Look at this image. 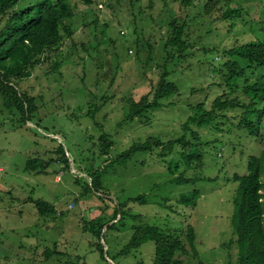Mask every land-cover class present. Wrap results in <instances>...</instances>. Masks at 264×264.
<instances>
[{
	"label": "rangeland",
	"instance_id": "obj_1",
	"mask_svg": "<svg viewBox=\"0 0 264 264\" xmlns=\"http://www.w3.org/2000/svg\"><path fill=\"white\" fill-rule=\"evenodd\" d=\"M95 1L93 6L72 1L75 34L61 48L60 69L53 66L58 59L53 58L20 82V89L37 99L32 121L20 123L0 99V264H105L84 226L103 215L109 220L117 202H125L138 220L127 217L126 223L107 232L105 228L102 244L111 258L124 250L135 224L170 232L192 225L200 259L178 253V264H236L237 248L230 244L237 239L231 224L235 177L246 175L250 159L264 153V128L262 139L249 136L238 126L241 109L228 110L225 119H218L219 129L198 130L201 142L210 143L201 166L186 169L178 154L163 161L162 150L154 148V153L138 154L126 165L108 169L102 176L103 194L86 188L92 182L89 168L97 171L109 162L101 154L102 135L112 136L111 156H116L149 138L168 142L180 137L193 105L211 109L226 86L208 62L218 65L224 49L261 38L264 0H196L189 8L180 0ZM228 8L241 10L232 29L221 21ZM176 18L188 23L186 39L194 51L169 63V79L180 91L169 100L175 106L149 113V120L131 121L130 101L147 95L152 100L161 86L167 29ZM61 146L70 167L60 162ZM33 159L43 162L45 172L28 170ZM166 159L181 161L179 173L188 183H172L182 174L170 175ZM195 191L201 193L195 208L175 202ZM140 195L148 203L126 205ZM37 201L53 205L57 214L42 216ZM149 248L154 246L147 244L116 261L151 264Z\"/></svg>",
	"mask_w": 264,
	"mask_h": 264
},
{
	"label": "trees",
	"instance_id": "obj_2",
	"mask_svg": "<svg viewBox=\"0 0 264 264\" xmlns=\"http://www.w3.org/2000/svg\"><path fill=\"white\" fill-rule=\"evenodd\" d=\"M72 1L0 0V99L5 107L11 108L16 113L15 117L19 118L20 123L31 122L32 115L37 112L35 107L37 99L20 89V82L31 78L34 70L53 58H58L53 64L55 69H60L62 66L59 61L62 55L61 48L65 41L73 39L75 34L72 20L76 10ZM79 1L85 6H93L96 3L95 0ZM180 2L184 8H189L195 5L196 0H180ZM240 17V9L228 8L222 14L221 21L232 29L234 19ZM187 24L186 22L181 23L179 18L173 19L169 24L164 43L166 64L163 66L165 72L161 76V86L152 100L147 95L139 101H130V112L127 116L129 120L144 119L146 116L148 118L149 113L167 106H175L169 100L178 96L180 91L177 84L169 79L168 66L169 63L186 58L194 51V45L186 39ZM261 30V38L224 49L222 52L224 60L220 61L218 65L208 62L209 70L220 77L225 84V92L215 99L210 110L206 109L203 103L196 107L195 105L189 107L191 115L184 123L180 137L168 142L149 138L145 143L135 144L125 152L111 156L115 143L111 135L107 133L102 135L101 154L108 156L109 162L97 171L89 168L92 182L91 185H87L86 191L103 194L102 191L105 187L102 176L108 169L126 165L138 154L154 153V148L162 150L160 155L163 157V161L166 157L178 154L186 169L201 166L205 147L210 143L201 142L198 130L208 127L219 129L218 125L220 124L216 121L225 119L228 110L241 109L242 116L238 126L247 131L249 136L262 139L261 131L264 128V28ZM151 48L153 47L151 46ZM151 50L153 51V49ZM212 55L216 58L217 53ZM219 86L221 87L222 84ZM58 152L62 155L60 162L62 161L66 167H70L69 158L62 146ZM38 161L30 160L28 170L39 169L41 172H45L46 167L42 165V161H39V165L36 167ZM181 161L174 163L169 159L165 160L169 166L170 175L175 176L180 172ZM235 181L238 187L233 198L234 213L231 224L233 234L237 239L230 244L237 248L236 264H264V153L261 157L250 159L248 173L242 177L236 176ZM172 183L185 184L188 182L183 173L174 177ZM200 196V191H195L181 195L175 202L178 205L195 208ZM124 203L117 202L116 210L109 220L103 215L86 222L84 226L85 234L89 232L97 241L94 245L105 264H112V262L118 264L117 259L127 258L147 244L154 246V249L149 248L153 250L151 264H178L176 261L178 253L190 255L197 260L200 259L197 233L192 225H189L186 230L170 232L149 224H135L131 238L124 250L111 258L109 249H106V246L102 244L105 228L107 232L119 222L120 224L126 223L127 217L138 220V217L131 216ZM129 203L146 204L148 200L145 195H140L128 199L126 205ZM36 205L42 216L48 217L57 214L55 207L47 202L37 201ZM119 216L120 219H118ZM200 264L204 263L200 261Z\"/></svg>",
	"mask_w": 264,
	"mask_h": 264
}]
</instances>
